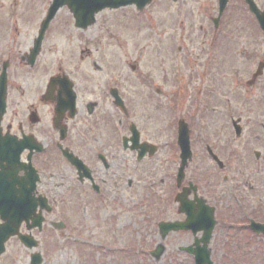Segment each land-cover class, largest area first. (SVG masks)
Masks as SVG:
<instances>
[{"label":"flooded vegetation","instance_id":"obj_1","mask_svg":"<svg viewBox=\"0 0 264 264\" xmlns=\"http://www.w3.org/2000/svg\"><path fill=\"white\" fill-rule=\"evenodd\" d=\"M63 1L45 23L54 0H0V228L7 226L8 232L14 233L4 240L0 264H29L30 254L19 237H38L48 232L59 239H68V245L74 250L87 252L91 248L90 233L80 226L84 227L85 220L90 221L97 214L102 216L109 210L112 218L116 211L123 210L124 190L131 191L135 184L133 176L125 177V173L137 172L140 164H143V171L149 170L158 161L155 159L158 147L149 138L155 135L154 119L160 113L169 117H165L164 129L160 127L158 135H171L173 144V154L167 153L163 161L176 165V171L168 176L174 181L170 195L175 198L186 190L185 201L191 204L193 211L198 210V199L212 211L215 226L208 247L214 253L229 255L245 247L253 238L264 241L262 234H256L249 227L251 222L264 225V209L261 206L250 209L247 205L249 191L253 188L231 182L227 188H215L218 171L228 169V165L220 169L208 153V146L206 155L196 156L191 150V160L178 187L176 175L180 159L175 144L179 121L187 123L190 137L193 134L206 139L204 126L209 130L210 122L205 124L204 120L211 119L210 112L218 109L225 114L217 120L237 122L242 132L244 125L252 122L253 113L264 119V54L256 55L257 51L251 48L255 57L248 56L245 54L247 47H240V53L234 52L239 43L252 45L249 36L264 40L249 9V3H253L264 12V0H116L117 9H104L95 15L94 24L103 25L107 23L99 19L103 13L116 14L119 23L123 20L139 22L140 15L152 24L165 26L164 22L170 23L175 30L171 39L180 41L178 51L181 55L186 43L198 46V54H184L187 61L193 59L200 63L199 85L192 93L189 113L185 108L187 98L183 96L182 74L179 76L182 84L175 86L169 98L163 97L167 107L163 102L156 104V97L162 91L151 85L150 79L143 80L139 84L141 89L136 88L133 96H125L122 81H119L122 70L118 71L120 74L113 73L112 78L116 79L107 78L103 82L98 74L107 73V69L94 63L93 71L99 80L91 85L83 76L81 65L92 61L88 49L91 43L84 36L92 26L84 29L76 26L71 10L86 14L79 16L82 23L91 18L87 12H91L92 5L103 0ZM34 6L36 17L28 21L27 9ZM163 10H171L173 15L166 19ZM63 13L72 24L68 37L59 35L57 28L56 21ZM173 18L175 21L171 20ZM45 24L46 30L41 32ZM237 30L238 36L235 35ZM53 34L68 43L80 40L84 46L72 53L67 51L64 59L54 61L50 45ZM79 51L80 63L76 64ZM239 61L249 75L239 82L242 90L235 89L237 82L231 78ZM71 63L77 66V74L69 70ZM219 77L223 82L220 88L216 86ZM251 89H263L261 101H255ZM111 90H115L126 110L115 105ZM257 124L261 133L253 136L264 142V122ZM133 129L138 132V142L133 140ZM146 145L154 149H141ZM141 151L144 154L139 159ZM204 159L209 165L198 164V169L187 177L194 160L200 163ZM203 170L207 174L203 178L211 180V187L206 182L203 188L198 182ZM159 183L162 184L158 181L150 186ZM31 187V201L36 206L33 217L42 218L41 229L29 230L32 222L27 219V204ZM224 197H227L226 202L222 200ZM173 204L178 213L177 203ZM67 206L70 212L65 215ZM179 215L181 220L185 219L184 214ZM202 234H198L199 237ZM59 239L57 241L62 243ZM234 262L231 259V263Z\"/></svg>","mask_w":264,"mask_h":264},{"label":"rangeland","instance_id":"obj_2","mask_svg":"<svg viewBox=\"0 0 264 264\" xmlns=\"http://www.w3.org/2000/svg\"><path fill=\"white\" fill-rule=\"evenodd\" d=\"M169 5L171 4L169 3ZM163 11L166 19L170 14L173 15L172 12H169L171 10ZM35 17V6L28 8L26 19L32 21ZM115 17V14H101L99 16L100 21L106 20L108 22L104 25L98 22L84 33L85 38L91 43L88 49L92 61L81 65L83 76L86 77L91 85H94L99 80L98 76L104 82L107 78H112L113 73L120 74L118 71L122 70L121 80H117L122 81L125 96H133L132 92L137 91L136 88L141 89L140 85L143 80L147 82L150 79L151 85L162 91L156 97V104L163 102V105L167 107L163 97L169 98L175 90L176 84H174L175 78L173 79V76L177 77V75H174V72L175 74H182L184 83L183 96L187 98L185 108L189 113L192 103V93L197 89L196 86L199 85L197 77L200 72V63L193 59L187 61L188 59L184 57V54H198V46L195 44H185V49L182 51V55H180V58L185 61H182V68L178 67L185 74L180 73L179 70H174V60H176L174 59V53H176L175 46L180 44V41L171 39L172 34L175 33L173 25L164 22L165 26H160L157 23L152 24L148 20L150 24L148 27L144 23L136 25L134 22H129L131 20H123L119 23ZM127 17L130 18V15H127ZM171 20L175 21L174 18ZM56 23L59 35H69L72 24L67 21L66 13L61 14ZM238 34L237 30L235 35L238 36ZM52 36L54 39L50 45L53 48L52 56L55 57L54 61L64 59L65 52L72 53L84 46L80 40L68 43L65 39H59L57 34H53ZM73 37H75V34ZM249 38H252V45H244L242 43L235 45V54L241 52L239 51L240 47L242 49L247 47L248 50L245 51V54L251 57H255L254 53L251 54V48L257 51L256 55L260 56V54H264V40L256 36H249ZM206 49L207 47L204 46V53H206ZM80 54L81 51L78 52L77 58L74 61L76 64L80 63ZM83 55L85 56L86 54L83 53ZM102 55L105 57L103 58ZM94 63L102 65L103 68L105 67L107 73L101 71L98 76L95 75L93 71ZM253 63L254 61H251V64ZM133 66L136 67L135 71H131V67ZM236 66V72H233L234 76L231 75V78H235L237 82L235 89L242 90V85L239 82L248 79L249 75L246 70H243V64L240 61L237 62ZM69 70L73 74H77V66L73 63H71ZM165 79H167L166 82ZM222 85V78H217L216 86L222 87ZM251 91L256 96L255 101H261L260 95L263 89L258 91L251 89ZM219 94L222 98L223 95ZM225 95L228 96V94ZM210 116L212 117L211 119L204 120V123L206 121L210 122L208 126L209 130L205 131V135H207L206 139H203L199 135L194 136L191 133L190 146L192 152L196 156H200L206 155L207 146L212 149V151L218 154L224 166L228 165V169L218 171L219 174L216 175L218 179L215 180V188H227L230 186V182L237 183L238 186L240 183V186L247 189L251 187L253 189L249 191L248 208L252 209L254 206H261L264 209V142L263 140H256L253 136L261 133L257 122H264V119L259 118V115L255 116L253 113L250 116L253 118L252 122L244 125V131L241 136L236 138L228 120H224L223 122L220 119L217 120V117L224 116L223 110L218 109L214 113L210 112ZM165 117L167 119L169 116ZM165 117L163 113L155 117L156 132L155 135L149 138L158 147V155L155 158L158 161L150 167L151 169L148 168L150 171L147 168L143 171V164H140L137 172L125 173V177L133 176L135 184L131 191L127 188L124 190L123 210L116 211L112 218L108 210V213L107 211L106 213L103 212L102 216L97 214L92 216L94 218L90 219V221L85 220L84 227H80L87 230L88 234L90 233L91 248L87 252H84V250H74V247L68 245V239H59L53 233L48 232L38 237L35 236L39 241V245L32 252L37 251L42 255V264H193L192 257L179 252L180 247L192 243L191 234L182 231L171 233L164 241H161L158 234V222L182 219L176 213V206H174L170 195L173 191L170 187L174 181L170 180L168 176L170 173L173 174L176 171V165L175 167L174 164L167 165L163 161L167 153L173 154L172 136L170 135V138L167 134L164 135V133L161 136L158 135L160 127L164 129L163 123ZM194 127L198 129L197 125ZM254 151L260 153L258 160L254 158ZM200 152H203V154ZM198 164L203 167L209 165L207 159H204L200 163L194 160L193 164L189 167L190 173L189 175L187 174V177H191L193 172L198 169ZM205 175H207L205 174V170L201 171L198 182L203 188L206 182L211 187L212 182L211 180L208 182L206 178H203ZM223 177H226L225 182L223 181ZM155 181H160L162 184L159 183V185L151 187L150 183ZM222 200H227V197H224ZM68 212H70L69 206L65 208V215ZM107 221H109L108 225ZM88 234L85 235L89 236ZM58 239L62 240V243H59ZM249 241L245 247H241L238 251L229 255L218 253V251L214 253L213 249H211L212 262L214 264H232L231 259H235L233 264H264V241L254 238ZM158 243L163 244L165 250L159 259L155 260L150 256L148 250H153ZM215 247L216 244L214 243L213 248Z\"/></svg>","mask_w":264,"mask_h":264},{"label":"water","instance_id":"obj_3","mask_svg":"<svg viewBox=\"0 0 264 264\" xmlns=\"http://www.w3.org/2000/svg\"><path fill=\"white\" fill-rule=\"evenodd\" d=\"M111 6V5H110ZM99 9H93L91 11V14L93 12L98 11ZM74 13V16L76 17L77 24H80L81 20L79 18V12L77 10H71ZM256 14V17L258 21L261 24V27L264 31V13H259L258 11L254 12ZM90 23V20L88 21ZM93 22V21H92ZM236 134L239 135V129L236 130ZM136 139V138H134ZM178 144L181 149V166L178 172V182L182 178L183 169L186 165L187 159L190 158V151H189V142H188V134L185 126H181L179 129V135H178ZM187 194L186 192L182 193L179 196L178 202L180 203L179 212H183L187 215V219L185 222L182 223H166V224H160L159 228L161 231V237L164 238L170 231H178V230H192L193 234H195L197 231L203 230L204 235L200 240H196L194 243V249L192 247H189L187 249H181L186 251L189 254H192L195 259L196 264H211L209 260V251L207 250V243L210 238V233L212 231L214 222L212 218V211L207 210V208L203 207L201 204L198 206V211H193L191 205L185 201ZM28 204H27V211H28V217L32 214L34 210V203L31 201V197L29 195L28 198ZM41 218L36 219L35 225L38 226L41 223ZM11 223H13L11 221ZM15 224V223H14ZM255 232L259 233L262 230L259 228H253ZM2 229H0L1 231ZM13 234V233H11ZM7 238V237H6ZM5 238L0 240V253L2 252V241L4 242ZM202 243V246H199V244ZM28 246H31L30 244ZM162 248L159 246L157 250L153 253V256L158 259L159 256L162 253ZM31 264H40L41 260L38 255H34L32 258Z\"/></svg>","mask_w":264,"mask_h":264}]
</instances>
